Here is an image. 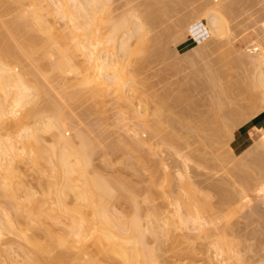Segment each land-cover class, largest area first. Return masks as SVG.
Instances as JSON below:
<instances>
[{"label":"rangeland","instance_id":"374dc122","mask_svg":"<svg viewBox=\"0 0 264 264\" xmlns=\"http://www.w3.org/2000/svg\"><path fill=\"white\" fill-rule=\"evenodd\" d=\"M9 1L10 0H8V3L11 7L16 4L14 3V1L13 3H10ZM105 1L107 2V0ZM105 1H103L104 7H107L108 5L106 12L109 9L108 12H113V14L126 13V16H130V13L128 12L130 10V12H135L132 14L136 16V20L144 19L145 16L148 15L146 13V10H148L150 6L151 7L149 9L152 8L153 10H155L152 12V16H150L149 18H147L146 16V18L150 20L154 16L153 18H155L156 20L152 19V22L148 20L150 23L148 22L146 24V28L144 26L145 22H143V20V30H139L140 33L142 31L144 32V29L145 32H147H144L145 36H143L144 34L142 35V37H144L146 41L145 43H143L145 45L140 44V42L143 40V38L141 40V34L143 32L141 34L137 32V34L135 35L137 37L135 38L138 39L140 37V39L137 40L138 42L135 44V42L132 43L131 41V44L133 46L129 45V49L131 50L132 48V50L129 51V49L126 47L123 54L120 56L121 68L123 73L125 72L127 78H134V80L136 78L135 81L138 80L137 84L134 83L132 85L131 83L130 86H134L136 88L139 87V90L136 88L134 89L135 91L131 90L136 92L131 93L130 91L129 95L131 96L132 94L131 97L128 95V91H126V99L118 98L114 93V97L112 93H105V98L104 95H98L99 99H97L96 96H91L93 98L92 99L88 96L90 94V92L88 91H91L90 85L79 84L81 86H77V84L82 81L81 71L79 70L80 68L78 69L79 71L76 70L77 72H75V70L73 71V73H77L76 75L70 73V71H65L64 74L61 72L57 73L55 69L56 72H54V74L57 73L59 75H57V77L55 76L53 79H57L58 76L61 77L62 75V78L59 77V80L61 79L59 84L58 82H56V79L54 80V82L58 85L63 83L61 85L62 87L59 86V88H61L60 91H62L63 96L64 93L73 92V94H70V96H67L69 94H65V96L68 98H66L65 96V98L63 97L66 100L64 101V103H67V101L70 102V100H72V102L70 103V105L69 103H65L68 107H66L64 104L65 107L63 108L62 106H60L63 100L60 101L61 103L58 105L59 107L56 105V100H59L56 94H59V91L55 94L53 90L55 89L53 88L55 84L53 85V87H51L54 83L53 82L50 84V90H53L54 94L56 95L55 96L51 91L55 96V99H52L53 96L50 97L51 94L47 90L48 98L45 103L47 104V101L50 97L56 103L55 104L53 101L51 102V99H49V101L52 103V107L54 106L53 104H55L57 106H55V109L58 108L57 110H60L59 108H61V111L65 109L64 112L74 120L72 121V123L70 121V126H74L70 127L71 130L72 128L75 129L77 127L79 129H77L76 131L81 130V132H83L87 138H90L92 136L94 138L96 136L97 138H99L100 143L95 144V148H93L95 155L93 154L92 162H94L93 164L96 171H98L106 179H109L110 181L115 183L119 188L114 191L115 195L112 198L107 199V208H109L108 210L112 213L114 211H117L116 213L114 212V214H121L120 216L126 218L137 215L143 225H145L146 223L151 225L153 232H146L144 239L148 244L147 246L155 248L154 252L156 259L159 260L161 264H208L212 260L217 262L220 261V264H264V180L256 186H251L254 183L252 177L256 173V168L253 164L249 165L248 162L250 158L248 155H241V152H243L252 144V141L250 139L251 136L249 134L250 129L253 127L259 129L262 125L260 123L261 120L264 123V100L262 97L263 91L261 88L253 87L252 83H250V75H252L251 72L255 71L254 69L250 68V66H252L253 68L254 62L252 61H256V59H258V61H261V57L264 53V44L263 47L261 44L264 41V29L262 28L261 22L262 20H264V0H226L225 5L228 10L226 19H228L225 25L227 27H223L218 31H214L215 34L214 32H210L208 28L205 27L206 18L201 15L199 11V9L201 10L203 5L206 4H201V7L199 3L208 2V0H108L109 3L107 2V4L105 3ZM209 1L214 2V0ZM221 1L224 2L225 0H215L213 4H217V2L220 3ZM152 2L153 5L148 4ZM6 3L7 2L5 0V3L0 6V8L4 7V9L6 10V6H8V8L10 9V6L8 5V3ZM143 3L150 6H145ZM5 4L6 6H4ZM20 5H23L24 9L21 8L22 6H14H18L19 8H21H15L18 12H20L21 10H26L27 3L25 0H23ZM198 5L200 6V8ZM147 6L148 8L146 9ZM135 7L137 10L133 9ZM130 8H132L133 10ZM4 9H0V16L3 14L1 13V10L3 11ZM104 9L105 8H103V11H105ZM196 9L198 11H196ZM143 10L146 14L143 12ZM103 11L101 12L103 13ZM14 12L12 13V15L14 14ZM161 12L163 15L161 14ZM210 12L213 11L210 10ZM102 13L101 15H104ZM6 14L7 13L4 12V14L0 18V21L4 19V16L6 17ZM18 15V13L17 15H13L12 19L14 20V18H16L15 22L13 21L14 24L18 22L21 23V21V24H23V22H26L25 18L22 17L23 14L22 16L20 14L21 18L23 19H19L20 16ZM10 17L12 16L10 15ZM52 17L54 18L55 16ZM203 17L205 19H203ZM6 19L8 18L6 17ZM181 19L184 20V23L180 22ZM56 21L58 25H61L63 23V20L58 18L57 16ZM3 22H1L2 25L0 24V27H3L5 25ZM179 22L183 24V26H181V24L179 25ZM6 25L4 27H6ZM23 26L24 28H27L28 34H30L29 30L31 28L29 26L27 27V25L24 24ZM2 27L0 31L3 30ZM154 27H156L157 29H155ZM154 30L158 31L156 32ZM24 31H26V29H24ZM1 32L4 33L5 30ZM32 32L33 31L31 30V33ZM21 33L24 34L23 30ZM34 33L35 35H37L36 33L38 32ZM164 33H168V35H166L165 37ZM26 34L27 32H25V34L23 35L24 38L26 37ZM38 35H40L39 37L43 40L44 37H41L43 35L39 33ZM161 35L163 36L161 37ZM5 37L7 38V36ZM19 37L21 36L17 35V38ZM2 38H0L1 41H6V38L4 40H2ZM21 38L17 39V41H22L24 39ZM131 40L133 39L131 38ZM40 41L41 39L39 40V44ZM44 41L45 40H43V42H41L42 44L39 45V47L43 45L42 49L46 45L45 42L47 43V41ZM149 42L151 43V45ZM3 43V45H0V48H2L1 46H4L7 41ZM9 43H7V47H13V45H16L19 48L25 47L20 43V45L17 44V42L13 43V41H10ZM141 45L143 47H141ZM148 45H150L151 47ZM35 46L37 47L38 45ZM135 46H137L136 49ZM28 48L30 50L28 52H31L32 48ZM104 48L106 50H109L108 48H106V46L103 47V49ZM40 49L41 47L38 50L41 51ZM38 50L36 52H38ZM261 50L262 54H260ZM34 51H32L31 53L34 54ZM49 52H51V50ZM53 53L50 55L51 57ZM253 53H255L256 58ZM223 54H225V56H223ZM35 55H31V57L33 56L32 59H34ZM44 56L48 57L47 55ZM257 56L259 57L257 58ZM79 57H81L80 60H82V56L79 55ZM79 57L77 55V57L75 58L77 59L75 60L77 62V65L81 62L79 60ZM52 58L54 59V57ZM35 59H37V56ZM40 59L38 58V61ZM45 59L47 58L43 59L42 66L40 65L41 61L38 62L37 60H35L40 67H38L35 61L33 62L35 69H41V72H43V74L40 75L39 70V74L37 73L38 77L40 76L39 78L48 74L46 73V70L48 71L49 68L47 65H44L47 62V60L44 62ZM208 59L209 61H207ZM230 59L232 62L229 61ZM43 65L45 67L47 66V69L44 68ZM42 67L46 70H43ZM35 69H33V73H35ZM50 72L51 71L49 70V73ZM78 72L80 73L78 74ZM52 73L53 70L50 75H52ZM212 73V76H214L216 80L213 79L214 77L212 78L210 76ZM229 73L231 74V76L229 75ZM204 74L205 76L209 77L208 83L210 82V84H206L207 81L204 82V80L206 79V77L204 78ZM217 74L218 76H215ZM72 75H74L75 77H72ZM31 76L32 75H30V77ZM53 76L54 75H52V77ZM35 78L37 79V76ZM211 78L212 80H215L213 82L214 85L212 84V81H210ZM32 79L33 78H31V83H33ZM75 79L81 80L76 81ZM35 81L37 80H34V83L36 84ZM41 81H43V83H45V86L48 87L49 83L46 84V82L42 79ZM39 83L40 85H42L41 82H38V84ZM57 84L56 87H58ZM68 86L70 88H68ZM76 86L77 89H81L78 90L79 94L77 93V89H75ZM42 87L43 86H41V88ZM220 87L222 90L220 89ZM56 89L58 90V88ZM41 91L43 90L41 89ZM81 92L83 93V95L86 94L87 100L85 96H81ZM45 93L46 92H43V94ZM109 94L112 95V97ZM222 94L224 96H222ZM71 95L74 96L72 97ZM133 95L136 96V98ZM43 96L45 97L43 99H46V95ZM43 96H40V101H45L42 99ZM101 96L103 99H101ZM71 98H74V100ZM99 102L102 105H100ZM40 103V105L43 106L42 102ZM213 103H215L216 105ZM130 105L135 107L132 109ZM128 106H130L131 108H128ZM137 109L139 110V112L137 111ZM71 111L74 113H72ZM157 112L160 113L157 114ZM75 113L77 115L73 116V114ZM228 115L230 119L227 118ZM147 125L148 128H152V130L154 131H149L148 128H145L147 127ZM234 126L235 128H233ZM231 127L233 129H231ZM230 129L232 132H230ZM76 131L69 130L68 132L70 135L68 134V136L70 138L74 137V139L77 140L75 138L76 135H74ZM87 133L88 135H90V137L87 136ZM227 133L228 135H230L228 136ZM135 134L136 136H134ZM138 134H140L141 136ZM46 136L48 135L46 134ZM46 136L43 134L42 138ZM138 136L140 138L143 136L141 138V140L143 141L138 140ZM48 138L49 136L44 140H49L50 138ZM72 140L73 139H70V142L75 144L76 141ZM49 141H51V139ZM140 142L141 144H143L141 145ZM46 143L47 142H44V144ZM229 147H231L233 153L230 152ZM224 150L225 152H220ZM255 150L258 152L260 151L261 153L262 148L259 146L256 147ZM260 162L261 164H264V158H262V156ZM19 165L22 168V170L20 168V171L22 172L24 171V168L28 167L26 165V167L24 166L23 168L21 163H19ZM26 169L27 173H20L22 174V177L25 176L24 179H28L26 182L29 181L30 187L31 185H33L31 188L37 189V192H42V190H39L41 187H39L37 184V187L35 186V172L32 171V173H30L29 176L26 177V175L31 172H28L29 168ZM176 171L186 174L189 177L191 184L188 186V188L187 185H180V183L182 182H179ZM165 178L166 180H164ZM27 186L29 185L27 184ZM33 189H31V191ZM34 191L32 192L34 200H46L43 195V197L41 196L42 198L38 197V199L37 195L35 196V194L37 193L33 194ZM41 192L39 193L41 194ZM203 193H206L207 195L204 194L203 196ZM189 194L193 195L192 198L195 204H198V202L200 203L198 204V206L201 210V215L204 216V214L206 213V216L203 217V221H206V224L204 223V229L205 233L209 232L207 234H204V232L202 233L199 229H193L192 226L188 227V229L182 228L183 230H180V228H173V226L171 225L169 226L164 224V222L167 221V216H171L173 210H176V206L180 207V212H185V208L181 207V203L182 201L185 202V200H188L187 198L190 196ZM239 194L241 196H239ZM243 195L244 197L242 198ZM2 196L3 195H1L0 198ZM203 198H205V200ZM206 198L208 199L206 200ZM4 199L3 201H5ZM0 200L1 203L2 198ZM6 201H9V199L7 200V197ZM43 202L40 201V204H43ZM205 202L206 205H204ZM3 203L4 202H2L1 204L4 206ZM7 204L8 203L5 202V205ZM108 204L111 207L108 206ZM3 206H1L2 208L0 207V210L3 209ZM6 208L7 206L3 209L5 212L8 211V209ZM12 209L10 210L12 211ZM166 228H169V231H171L168 236H163L161 232ZM215 240L217 243L215 242ZM215 243L218 245L220 243V246L222 244V247L225 245V248L223 249L224 251L226 250V252H223V255L218 254L217 256V245H215ZM226 247L229 249H226ZM1 249H3V251L7 250V252H5L7 253L6 256H8L6 260H4L5 258H1V264H26L25 259L30 251L29 246H27L16 234L6 232L4 236H2ZM227 251H229V254ZM231 252L232 254H230ZM8 258L10 261L8 260Z\"/></svg>","mask_w":264,"mask_h":264},{"label":"bare ground","instance_id":"6f19581e","mask_svg":"<svg viewBox=\"0 0 264 264\" xmlns=\"http://www.w3.org/2000/svg\"><path fill=\"white\" fill-rule=\"evenodd\" d=\"M13 1L16 4H14L11 7L8 3V0H6L8 5L10 6V9L8 8V6H6L7 3L4 5L7 7L6 10L4 9V7L0 8V9H4L3 11L1 10V13L4 14V12H6L7 13L6 17L8 18V19H6V17L4 16L5 21H4V19L0 21L1 25H2L1 22H3V21H4L3 23L5 25L8 22L6 27H4L5 25L3 27L1 26L3 28V30H5V32H4L5 34L3 32H1V31H3V30H1L0 31V38L3 37L2 40H4L6 38L5 36H7V38H6L7 43H9L10 41H13V43L17 42V44L20 43V44L24 45L25 47L19 48L16 45H13V47H7V43H5V45L1 46L2 48H0V194L3 195L1 198H2V202H4L3 203L4 206L1 204L2 203L1 202L0 207L3 206V209H4L7 206L6 209H8V211H6V212L3 209L0 210V264L2 261L1 258H3V259L5 258L4 260H6V258L8 257V256H6L7 250H5L6 251L5 252V251H3V249H1L2 236H4V234L6 232L16 234L27 246H29L30 251H29V254L27 255V257L25 259L26 264H161L159 262V260L156 259L155 252H154L155 248L151 247V246H147L148 244L146 243V241L144 239L146 232H149V233L153 232L151 225L148 223L143 225L140 218L137 215H133L130 218H126V217L120 216L121 214L120 215L114 214V212L116 213L117 211H114L112 213L111 211L108 210L109 208H107V199L112 198L115 195L114 191L119 189V188L115 183H113L109 179H106L98 171H96L95 166L93 164L94 162H92L93 154H94L93 148H95L94 147L95 144L100 143L99 138H97V136L94 138L91 135L93 137L92 138V137H90V135H88V133H87V136H89L90 138H87L86 135L83 132H81V130L76 131L77 129H79L77 127L75 129L72 128V130H71L70 127H74V126L73 125L70 126L71 125L70 121L72 123V121H74V120L71 119V117H69L67 115V113L64 112L65 109L63 111H61L62 110L61 108H59L60 110H57L58 108L57 109H55V108L61 103L60 101H62V100L63 101L60 104V106H62V108L65 107L66 104H68V103L70 105L72 100H70V102L67 101V103L65 102L66 103L65 104L64 101H66V100L64 98L66 97L65 94H69L67 96H70V94H73V92L64 93V96H65L64 97L62 91H60L61 88H59V86L62 87L61 85L63 83L58 85L60 80H61V79L59 80L60 76H58L57 79L55 78L57 80L56 82H58V84L55 83L54 82L55 79H53L55 76L57 77V75H59V74H57L58 72L59 73L61 72L64 74L65 71H70V73L76 75L77 73L75 74V72L80 70L81 76H82L81 77L82 81H80L77 84V86H81L79 84L90 85L91 91H88L89 88H88V90H86V91L90 92V94L88 95L89 97L96 96L97 99H99L98 95H102V96L104 95V98H105V93H107V94L112 93V95L114 93L115 95H117L118 98H121V99L127 97L125 95V92L128 91V95H129V92L136 88L134 86H133L134 87L133 88L132 86H130V84L131 83H132V85L134 83L137 84L138 80L135 81L136 78L134 80V78H127L126 77L125 72L123 73L122 68H121L120 56L123 54L126 47L129 49V47L132 45L131 41H132V43L135 42V44L138 42L137 40H139L140 37L138 39L135 38V37H137V36H135L137 34V32L140 33L139 30H141V29L143 30L144 26L146 28L147 27L146 24L149 21L152 22V19H155V18H153L154 16L150 20L147 19L150 16H152V12L155 11L152 8L149 9L151 6L148 5V4L153 5V2L148 3V4L143 3L145 6L146 5L150 6L149 8H148V6L146 7V9L148 8V10H146V13L148 14V15H146L147 18L145 16L144 19H142L140 17L142 20H139V19L136 20V18H135L136 16L134 14H132L135 12H130V10L128 11L130 13V14L128 13L130 16H126L127 15L126 13L125 14H123V13L122 14H118V13L113 14V12L112 13L110 11L108 12L109 9L107 10V12H108L107 13L106 9L108 8V5H107V7H104V3H103V1H105V0H25L27 3V7H26V10L20 11L22 13L18 12L16 9L18 6H20V7L22 6L21 8L24 7L23 5H20V3H22L23 0H10L9 2L13 3ZM201 1H204V0H201ZM205 1H207V0H205ZM0 2H1L0 6H2L5 3V0H3V3H2V0H0ZM107 2L109 3L108 0H107ZM107 2L105 1L106 4H107ZM126 2H128V1H126ZM214 2H215V0H214ZM214 2L208 0V2H203V3L200 2L199 3V5H201V4L203 5L204 3H206L203 5V7L201 5L202 8H201V10L199 9V11H200V14L206 18L205 19L203 17V19L206 20L205 21L206 22L205 27L208 28V30L210 32L218 31V30L222 29L223 27H225V28L227 27L225 25L226 21L228 19V18L226 19V14L228 12L226 5H225L226 0L224 2L221 1L224 4L221 2L220 3L217 2V4H213ZM172 4H173V2H172ZM15 5H18V6L14 7ZM227 5H229V4H227ZM21 8H19V9H21ZM103 8H105L104 9L105 11H103ZM199 8H200V6H199ZM12 9H14V10H12ZM130 9H132V8H130ZM133 9H136V7ZM10 10H11V12L16 11V12H14L13 15H17V13H18L19 14L18 16H20V14L22 16V14H23L22 17L25 18V20H26V22H23V24L27 25V27L29 26L31 28L29 30L30 34H28L27 28H24L23 24H21L22 21H21V23H19L17 21L18 23L14 24L16 18H14V20L12 19L13 18V15H12L13 12L11 13ZM144 10H143V12L145 13ZM210 10L213 12H210ZM101 11H103V13ZM196 11H198V10L196 9ZM52 12H53V15H52ZM101 13L104 15H101ZM9 14L12 17H10ZM161 14H162V12H161ZM1 16H0V18H1ZM21 16L19 19H23V18H21ZM52 16H55V17L53 18ZM56 16L63 20V23L61 25L57 24ZM14 17H16V16H14ZM156 17H157V15H156ZM163 19H164V16H163ZM159 20H157V21H159ZM142 21L145 22L144 26H143ZM183 21H184L183 19L180 20L181 23ZM9 22H10V24H9ZM180 22L178 23L179 25L181 24ZM261 22H262V28L264 29V20H262ZM181 26H183V24H181ZM1 27H0V29H1ZM23 28L26 29V31H24ZM154 28L157 29L156 27H154ZM22 30H23L24 34H25V32H27V34L25 35L26 36L25 38L23 36L24 34L21 33ZM31 30L33 31L32 33H31ZM154 31H156V30H154ZM34 32H38L39 34L43 35L41 37H44L43 40L47 41V43L44 41L47 46L45 45V47L43 49H42L43 45L40 46L41 51H39L38 49L40 48L39 45L42 44L41 42H43V40H42V38L39 37L40 35H38V33H36L38 35V37H37V35H35ZM144 32H145V29H144ZM144 32L142 34L140 33L141 34V40L143 38L142 41L140 40L141 41L140 44H142V45H145L143 43L146 42L144 37H142L143 34H144L143 36H145V33H147V32H145V33ZM211 34H213V33H211ZM214 34H215V32H214ZM17 35H19L21 37L23 36L22 38H24L26 40V42L24 39H23L24 41L23 40L17 41V39L21 38V37L17 38ZM166 35H168V33H166L164 36L166 37ZM216 35H217V33H216ZM138 36H140V35H138ZM159 36H160V34H159ZM162 36L163 35H161V37ZM146 37H147V35H146ZM131 38L133 40H131ZM134 38L136 39V41ZM169 38H171V37H169ZM40 39H41V41L39 44ZM150 40H148V41H150ZM6 41L5 40L1 41L0 45H3L4 44L3 42H6ZM263 42L261 43L262 47L264 44ZM13 43H11V44H13ZM9 44H8V46H9ZM48 44H49V46H48ZM35 45H38V46L36 47ZM142 45H141V47H143ZM150 45H151V43H150ZM150 45H148V46H150ZM105 46L109 50H106L105 48L103 49V47H105ZM152 46H153V44H152ZM15 47H17V48H15ZM28 47H30V49L32 48L31 52L35 50L34 54H32L31 52H28V51H30ZM136 47L137 46H135V49H136ZM37 50H38V52H36ZM42 50H43V53H47V54H43ZM50 50H51V52H49ZM53 50H54L55 54L53 53ZM131 50H132V48H131ZM131 50L129 49V51H131ZM30 53H31V55L36 54L34 59L37 56V59H35L37 61H38V58L39 59L40 58L41 59L47 58L44 60V62L47 60V62H46L47 64L45 63L44 65H47L51 72L53 70L52 75H54V76L52 77V75H50L51 72L49 73V70L48 71L46 70L47 66L45 67L43 65V67L46 68V69H44L42 67L43 70H46V73H48V74L44 73L46 75L41 76V78H39L40 76L38 77V74L40 73V75H41V74H43V72H41V69H39L40 72H39V70L35 69V66L33 63L35 60L32 59L33 56L31 57ZM52 53H53L52 57H54V59L50 56ZM126 53H129V52H126ZM132 53H134V52H132ZM253 54L256 58L255 53H253ZM260 54H262V50H261ZM44 55H47L48 57H46ZM77 55H78V57H79V55L82 56V60H80L81 57H79V60L81 62L78 65H77V62L75 61V60H77V59H75L77 57ZM41 56H43V57H41ZM223 56H225V54H223ZM263 56H264V53H263ZM263 56L261 57V55H260V57L262 58L261 61H258V59H256V61H258V62L252 61V62H254L253 68H252V66H250V68L254 69L255 71L251 72L252 75H250V83H252L253 87L262 89V91H263L262 97L264 100V66H263L264 65V58H263ZM258 57L259 56H257V58ZM41 59L39 61H41ZM43 59H42V61H43ZM37 61H35L36 64H37ZM42 61L40 64L41 66L43 64ZM207 61H209V59ZM229 61H231V59ZM37 65H38V67H40L39 64H37ZM250 65H251V62H250ZM134 66H135V64H134ZM16 67H18V68H16ZM38 67H36V68H38ZM19 68H20V70H19ZM33 69H35L36 74L33 73V71H34ZM55 69H56L57 73L54 74V72H56ZM138 69H137V71H138ZM74 70H75V72L73 73ZM248 71H249V69H248ZM79 73L80 72H78V74ZM213 73H214V71H213ZM213 73L210 75L212 78L214 77V76H212ZM30 75H32V76L30 77ZM74 75H72V77ZM229 75L231 76L230 73H229ZM34 76L35 77L37 76V79ZM135 76H136V74H135ZM215 76H218V74ZM205 77H206V79L204 80V82L207 81L206 84H210V82L208 83L209 77L205 76V74H204V78ZM31 78H33L32 79L33 83H31ZM38 78L40 81L38 80ZM60 78H62V75ZM212 78L210 79V81H212V84L214 85L213 82L216 79L214 77L213 79H215V80H212ZM41 79L44 80L46 82V84L49 83L48 87L45 86V83H43V81H41ZM34 80L41 82L42 85H40V83L38 84L37 81H35L36 82V84H35ZM79 80H81V79H79ZM51 83H53L52 86L50 85ZM217 83H218V81H217ZM56 84L58 87H56ZM37 85H39V86H37ZM53 85H54V87H53ZM213 85H212V87H213ZM228 85H230V84H228ZM41 86H43V87L41 88ZM50 86L55 88V89H53L55 94L58 93V91H59V94L62 96V99H61V96L59 94H56L58 96L57 98H59V100L56 98L58 100V101L56 100L57 104L55 103L54 100H52L53 98L55 99L56 95L54 94L53 90H50ZM77 86L75 89H77ZM56 88H58V90ZM63 88H64V86H63ZM68 88H70V87L68 86ZM85 88H86V86H85ZM41 89L43 91H41ZM136 89L139 90V87H137ZM220 89H221V87H220ZM47 90L51 94L50 97L53 96L52 99L49 97V99H51V102L53 101L57 105L56 106L55 104H53L54 108L52 107V103L49 101V99H48L49 102L47 101V104L45 103L47 98H48L47 97V94H48ZM78 90H81V89H77V91ZM231 90H232V88H231ZM51 91L53 92V94L55 96L52 94ZM72 91H74V90H72ZM134 91H131V93L132 92L136 93ZM43 92H46V93L43 94ZM77 93L79 94V91ZM43 95H46V99H43V98H45ZM76 95H75V98H76ZM82 95H83V93L81 92V96ZM112 95H110V96L112 97ZM249 95H250V93H249ZM40 96H43L42 99L45 101H40ZM83 96H85V98L87 100L86 94ZM102 96H101V99H103ZM129 96H128V99H129ZM131 96H132V94H131ZM222 96H224V95L222 94ZM113 97H114V95H113ZM134 97L136 98V96H134ZM66 98H68V97H66ZM78 98H79V95H78ZM228 98H229V96H228ZM69 99H70V97H69ZM69 99H67V100H69ZM71 99L74 100V98H71ZM78 101H80V100H78ZM81 101H83V100H81ZM116 101H117V99H116ZM232 101H233V99H232ZM40 102H42L43 106L40 105L41 104ZM73 102H76V101H73ZM91 102H92V100H91ZM108 102H110V101H108ZM249 102H250V99H249ZM251 102H253V101H251ZM64 104H65V106H64ZM213 104H215V103H213ZM100 105H102V104L100 103ZM132 105H130V106L133 109L135 106L133 107ZM228 105H230V104H228ZM130 106H128V108ZM66 107H68V106H66ZM72 107H74V106H72ZM103 107H104V105H103ZM51 108H53V109H51ZM88 108H90V107H88ZM96 108H98V107H96ZM47 109L50 110L51 112L48 111ZM85 109H87V108H85ZM138 109H139V107H138ZM138 109H137V111L139 112ZM128 110H130V109H128ZM101 111H103V110H101ZM43 112H46V113H43ZM72 113H74V112H72ZM158 113H160V112H157V114ZM74 115H77V114L75 113V114H73V116ZM138 115H140V114H138ZM78 117H80V116H78ZM227 118L230 119L229 115L227 116ZM240 119H241V117H240ZM145 128H148V125ZM233 128H235V126ZM233 128L231 127V129H233ZM148 129H149V131H154V130H152V128H148ZM231 129H230V132H232ZM69 130L70 131H73V130L76 131V133L75 132H72V133H75L74 135H76L75 138L78 140V142H77V140L74 139V137L70 138L68 136ZM138 132H139V130H138ZM43 134L45 136L47 134L49 136V138L51 139V141H49L50 140L49 138H48L49 140H47V139L44 140L48 136L42 138ZM136 134L134 136H136ZM249 134L251 136L250 139L252 141V144L249 147H247L243 152H241V155H243V156L248 155L250 158L249 162L247 160L249 165H251V164L255 165L254 167L256 168V170H255L256 173L252 177L254 183L251 186H253V185L256 186L257 184H259L260 182H262L264 180V164H261V162H260L261 156H262V158H264V155H263L264 153H262V152H264L263 151L264 150V124L261 125L259 129L254 128V127L251 128L249 131ZM74 135H72V136H74ZM138 135H140V134H138ZM227 135H228V133H227ZM137 138H138V140L143 141V140H141V138L139 136ZM70 139H73L74 141H76L77 144L75 142H74L75 144L71 143ZM44 142H47V143L44 144ZM48 142H50V143H48ZM140 144H141V142H140ZM138 145H137V147H138ZM217 146H219V145H217ZM259 146L262 148L261 153H260V151L258 152L255 150V148L259 147ZM99 148H101V147H99ZM229 150L231 153H233L231 147H229ZM220 152H225V150L220 151ZM227 152H228V150H227ZM218 154H220V153H218ZM222 154H224V153H222ZM226 162H228V161H226ZM19 163L22 164L23 168H24V166L26 167V165H27L28 167H26V168H29L28 172L31 171L28 173V175H26V177L29 176V174L32 173V171L35 172V174H36L35 175V177H36L35 186L37 184L39 187H41L39 190H42V192L41 191L37 192V189L34 188L36 191L35 192L34 189L31 188L33 185H31V187H30L29 181L26 182L28 179L25 180L24 175H23L24 177H22V174H20V173H23V172L27 173V169L24 168L23 172L20 171L21 167H20ZM25 169H26V171H25ZM21 170H22V168H21ZM176 173H177V177H178L179 182H182V183H180V185L181 184H183L184 186L187 185V188H188V186L191 184L189 177L186 174H183V173L178 172V171H176ZM167 178H169V177H167ZM164 180H166V178ZM27 184L29 186H27ZM31 189H33V190L31 191ZM33 191H34L33 194L37 193V194H35V196L37 195V198L38 197L42 198L44 196L46 198V200L45 201L42 199L40 200L39 198H38L39 201L37 199L34 200L33 195H32ZM17 192H18V194H17ZM39 192H41V194ZM42 193H44V194H42ZM185 193H187V192H185ZM19 194H22V195H19ZM45 194L47 197L45 196ZM204 194L207 195L206 193H203V196H204ZM5 196L7 197V200L9 199V201H6ZM190 196L187 198L188 200H185V202L182 201V203H181V207L185 208V212L184 213L180 212L179 211L180 207L176 206L175 207L176 210H173V213H172L173 215L171 214V216L170 215L167 216V218H166L167 221H165L164 224L169 225V226L171 225V226H173V228H180V230H183L184 228L188 229V227L192 226L193 229H199L202 233L204 232V234H207L209 232L206 231L207 233H205V229H204V226H205L204 223L206 224V221L205 222L203 221V217L206 216V213L204 214V216L201 215V210L198 206V204H200V203L197 201L198 204L197 203L195 204L194 200L192 198L193 195H190ZM239 196H241V195L239 194ZM4 197H5V199H4ZM164 197H165V195H164ZM243 197H244V195L242 196V198ZM3 199L5 201H3ZM203 199L205 200V198H203ZM207 199L208 198H206V200ZM40 201L41 202L44 201L43 204L47 203L46 206H45V204L44 205L42 203L40 204ZM5 202L8 204L5 205ZM108 202H109V200H108ZM111 202H112V199H111ZM176 202H178V201H176ZM10 204H11V206H10ZM110 205H111V203H110ZM110 205L108 204V206H110ZM204 205H206V202ZM12 207L14 210L12 209ZM10 209H12V211ZM9 211H11L13 214ZM14 211H15V213H14ZM203 211H204V209H203ZM170 231H169V228H166L165 230H163L162 232L160 231V232L163 234V236L164 235L168 236ZM189 231H191V230H189ZM215 242H216V240H215ZM216 243H215V245H217V247H216L217 256H218V254H222L223 252L225 253L226 250L224 251V249H223V248H225L224 247L225 245L222 247V244L220 246V243H219V245ZM226 249H229V248L226 247ZM227 252L229 254V251H227ZM216 254H215V256H216ZM230 254H232V252ZM235 256H236V254H235ZM8 260H9V258H8ZM9 261H7V262H9ZM220 263H221L220 261L217 262V261L212 260L208 264H220Z\"/></svg>","mask_w":264,"mask_h":264},{"label":"crops","instance_id":"0c3cea01","mask_svg":"<svg viewBox=\"0 0 264 264\" xmlns=\"http://www.w3.org/2000/svg\"><path fill=\"white\" fill-rule=\"evenodd\" d=\"M262 125L264 124L263 122H262V120H261V122H260Z\"/></svg>","mask_w":264,"mask_h":264}]
</instances>
